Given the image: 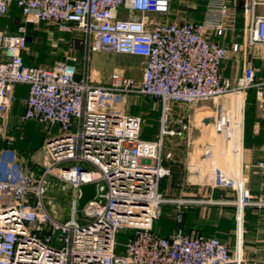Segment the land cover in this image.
Returning <instances> with one entry per match:
<instances>
[{"label": "built area", "instance_id": "1", "mask_svg": "<svg viewBox=\"0 0 264 264\" xmlns=\"http://www.w3.org/2000/svg\"><path fill=\"white\" fill-rule=\"evenodd\" d=\"M170 1L0 0V16L16 4L24 23L53 24L62 32L78 29L85 37L82 70L70 56L43 66L25 62L24 25L15 32L0 27V116L16 99L14 86L22 84L27 94L21 119L58 130L46 142L48 161L38 174L18 158L10 140L0 148V264H246L239 250L232 254L218 238L185 232L181 207L190 201L167 199L159 190L160 180L170 174L162 163V147L164 138H184L190 131L193 104L241 94L238 121L233 99L229 106H216L215 134L204 138L208 146L199 161L214 186L236 190L240 211L249 203L246 178L240 170L223 168L217 158L241 154L245 93L256 87L257 98L264 100V79L256 82V68L248 63L233 80L221 75L227 49L216 37L228 27V0H207L200 21L163 20ZM257 6L264 7V0L244 2L248 46H264V13H256ZM120 8L128 11L127 18L118 17ZM232 50H240L239 44ZM97 52L143 57L140 80L114 70L106 82L97 81L88 71L90 53ZM127 94L159 100L156 139L141 138L140 115L117 108ZM173 104L183 112L171 117ZM49 176L60 182V189L74 190L65 220L45 207ZM90 182L96 184L95 195L79 215V187ZM166 202L177 209L170 237L154 231ZM120 229L131 231L123 253L116 252ZM53 236L59 248L51 245ZM252 264L259 262L253 259Z\"/></svg>", "mask_w": 264, "mask_h": 264}, {"label": "crops", "instance_id": "2", "mask_svg": "<svg viewBox=\"0 0 264 264\" xmlns=\"http://www.w3.org/2000/svg\"><path fill=\"white\" fill-rule=\"evenodd\" d=\"M206 2L207 0H171L169 12L162 19L167 21H200L203 18ZM244 2L245 0H228L229 16L226 20L228 27L223 36L216 37V40L227 49L221 75L233 80L241 73L242 66L248 63L256 68L255 76L262 80L264 79V46H248L246 44L245 26L249 15L245 11ZM256 13H264V7L257 6ZM128 16L127 10L121 8L118 11V17L127 18ZM147 16L158 18V15L154 13H147ZM40 24L51 38L56 33L68 37L67 41L64 42L67 49L60 55L58 60H62V57L66 59V56L79 59L82 55L84 68L85 37L83 32L78 29L62 32L57 30L53 24L44 22ZM234 43L239 44L240 50L236 52L232 50ZM31 54L34 56L32 57ZM122 55L129 54L115 56L112 63H107L108 76L112 71L120 70L124 75L140 80L144 58L129 55L135 57V60L130 57L127 59L128 61L120 62V56ZM24 58L27 64L40 62L37 53H31L29 50L24 53ZM90 61L91 57L88 62V71L91 76L96 80L106 82L109 77L102 78V80L95 77L94 71L97 70ZM75 63L77 64L78 61ZM250 89L246 92L245 98L240 162L232 170L234 173L240 170L242 176L246 178L244 186L249 192V203L243 205L239 211L235 203L238 198L236 190L228 186H214L209 172L201 169L199 161H202L203 150L208 146L204 136L194 140H185V137H167L168 139L162 149V163L169 168L170 174L160 180L159 190L167 199L179 198L190 201L184 203L181 207L185 232L216 237L227 244L232 254L239 250L246 260V264H252L253 259H256L259 264H264V205L257 206L250 203L257 200L264 201V100L258 99L256 91L253 92ZM13 91L16 97L15 102L22 103V99L27 94L26 86L17 84L14 86ZM137 95H125L122 103L117 105V108L128 114L139 115L130 111ZM232 98L233 101L237 99L234 104L236 110H238L241 94L232 96ZM208 126L209 124H205L206 128ZM55 129L56 132L54 131L55 134L52 136L58 133L57 128ZM168 141L170 142L169 145ZM186 149H192L189 156L184 155L182 152ZM212 149L215 150V147L212 146ZM166 153H170V156L166 157ZM229 160H231V165H236L234 155ZM259 162H262L263 165H259ZM229 163L230 161L227 162V165ZM176 214L177 209L173 203L166 202L162 204L161 216L154 223V231L162 237H170L177 224ZM127 232L130 236L131 231L128 230Z\"/></svg>", "mask_w": 264, "mask_h": 264}, {"label": "rangeland", "instance_id": "3", "mask_svg": "<svg viewBox=\"0 0 264 264\" xmlns=\"http://www.w3.org/2000/svg\"><path fill=\"white\" fill-rule=\"evenodd\" d=\"M20 24L24 25L26 29L29 52H36L37 58H40V62L37 61V64L43 66H52L55 61L59 59L60 55L65 51V49H67V46L64 45V42L68 39L66 35L56 33L53 37V42V38L47 35L40 23L32 24L21 21L20 9L16 6V4L11 5L8 15L0 16V27H6L10 32H15ZM118 55L121 54H116L113 52H100L97 54L90 53V62L97 70L94 71L95 77L100 78L101 80L102 78L109 77L107 72V63H112L114 60L113 57ZM31 56L33 57L34 55L31 54ZM130 57L132 60H135V57L133 56L122 55L120 56V62H126ZM77 61L79 69L82 70V55L79 59H77ZM116 71L120 74H123L120 70ZM258 80L259 79L257 76L256 82ZM250 91H256V87H252ZM230 99H233L232 96L226 95L224 97H217L214 99H204L193 104L191 107L192 125L190 131H188V133L185 135V140H194L200 138L201 136H204V138H207V136H214V110L218 104H225V106H229V104H231ZM122 101L123 100L118 101L116 106L120 105ZM234 101L236 102L237 99H234ZM261 104H263V102H261ZM23 107L24 106L22 103L19 104L18 102L14 101L10 105L8 111L5 114H2L3 116H0V148L7 144V140H10V146L17 152L18 158L30 166L35 171V173H37L48 161L46 142L53 134H55L53 132H56V127L49 126L45 123L35 120H22L21 112ZM182 109L183 108L178 107V104H173L170 112L171 117L176 116L179 112H183ZM130 111L138 113L143 118V125L140 134L141 138L156 139L158 137L161 125V110L159 100L155 97L137 95L136 101L130 107ZM204 118L209 119V126L207 128L203 122ZM167 139L168 138H164L163 145ZM169 144L170 142L168 145ZM191 150L186 149L182 150V152L184 155L189 156ZM227 160H229V158L226 159L220 156L217 158L219 165L225 169L230 168L233 170L234 168L233 165H231V160H229L230 163L228 165L227 162L229 161ZM48 179L50 181V187L43 196L45 207L54 218L65 220L69 217L70 198L73 196L74 190L72 188L62 190L60 189V182L56 178L49 176ZM127 231L128 230L120 229L117 233V253L124 252V243L129 237ZM51 245L59 248L61 243L57 242L56 237L53 236Z\"/></svg>", "mask_w": 264, "mask_h": 264}, {"label": "water", "instance_id": "4", "mask_svg": "<svg viewBox=\"0 0 264 264\" xmlns=\"http://www.w3.org/2000/svg\"><path fill=\"white\" fill-rule=\"evenodd\" d=\"M62 60H65L64 57H62ZM204 124H209V119L204 118L203 119ZM95 182H90V183H84L81 184L79 189H80V194L78 197V214H81V208L83 205L90 200L91 198L94 197L95 195Z\"/></svg>", "mask_w": 264, "mask_h": 264}, {"label": "bare ground", "instance_id": "5", "mask_svg": "<svg viewBox=\"0 0 264 264\" xmlns=\"http://www.w3.org/2000/svg\"><path fill=\"white\" fill-rule=\"evenodd\" d=\"M240 103H241V98H240L239 103H238V110H237V112H239V107H240V105H241ZM239 117H240V115H239V113H237V121L239 120ZM240 157H241V156H240V153L234 155V160H235V163H236V165L233 166L234 169L237 167V164H239V162H240Z\"/></svg>", "mask_w": 264, "mask_h": 264}]
</instances>
